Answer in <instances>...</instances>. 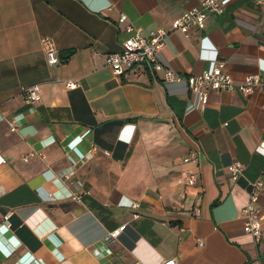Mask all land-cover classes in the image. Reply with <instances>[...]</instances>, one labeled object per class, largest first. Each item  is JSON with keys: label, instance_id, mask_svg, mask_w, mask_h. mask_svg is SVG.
Wrapping results in <instances>:
<instances>
[{"label": "crops", "instance_id": "0c3cea01", "mask_svg": "<svg viewBox=\"0 0 264 264\" xmlns=\"http://www.w3.org/2000/svg\"><path fill=\"white\" fill-rule=\"evenodd\" d=\"M197 1L0 0V222L9 214L0 264L264 263V155L254 149L264 142V86L210 89L202 108H186L196 98L183 81L103 64L127 35L119 13L145 35L170 30ZM42 36L58 52L54 67ZM202 36L203 55L215 50L233 80L264 77V5L232 0L188 37L168 31L160 62L198 73ZM31 83L40 99L26 103L21 91ZM190 151L197 161L183 162ZM233 159L243 165L237 180L225 168ZM184 171L196 182L186 184ZM257 176L254 240L238 212Z\"/></svg>", "mask_w": 264, "mask_h": 264}, {"label": "built area", "instance_id": "2783aa9c", "mask_svg": "<svg viewBox=\"0 0 264 264\" xmlns=\"http://www.w3.org/2000/svg\"><path fill=\"white\" fill-rule=\"evenodd\" d=\"M232 0H198L197 3L188 9L182 11L178 16L170 21L168 31H177L184 37L189 36L192 29H202L209 14L222 13L225 6ZM257 5H264V0H251ZM116 23L127 34L121 42V49L116 52H110L103 56V64L110 68L113 74H121L125 68H131L135 73L145 72L150 76H158L164 82L183 81L186 87L196 98L195 102L187 104L186 108H202L207 100V92L212 89L218 90H237L242 94L251 93L255 87L264 86V77L258 74H249L241 80H233L223 69V64L217 60L215 50H211L210 55L204 56V49L201 48V42L204 36L199 39L198 57L206 65L196 74L180 75L173 69L163 65L158 54L163 45L164 38L168 31L162 28L148 30L145 35L141 33L140 28L131 24L123 13L116 17ZM39 47L47 65L54 67L59 63L58 52L53 40L50 37L42 36L39 38ZM58 80V77H54ZM64 84L68 88L77 86L75 80L67 79ZM22 98L26 103H34L40 99L37 83L25 85L21 91ZM255 151L264 155V142H259ZM197 151L188 152L182 156L183 162H196ZM3 158L0 157V162ZM226 171L232 180H237L242 172L243 165L237 159L231 160L226 164ZM185 183L193 184L197 178L193 172L184 171ZM264 174V168L261 170ZM262 188V181L257 176L252 181L247 182V198L238 212L242 220L241 228L243 231L252 235L257 240L261 235L260 213L256 206L259 192ZM74 197V196H73ZM128 205L137 207V201H129ZM194 214H198V208L193 209ZM8 213L2 216L0 223L8 224ZM122 225L111 230L109 236H114ZM165 264H169L165 261ZM264 264V263H261Z\"/></svg>", "mask_w": 264, "mask_h": 264}, {"label": "water", "instance_id": "95a60500", "mask_svg": "<svg viewBox=\"0 0 264 264\" xmlns=\"http://www.w3.org/2000/svg\"><path fill=\"white\" fill-rule=\"evenodd\" d=\"M70 53V50L64 51L61 53V57L64 58L65 56H67Z\"/></svg>", "mask_w": 264, "mask_h": 264}, {"label": "trees", "instance_id": "16d2710c", "mask_svg": "<svg viewBox=\"0 0 264 264\" xmlns=\"http://www.w3.org/2000/svg\"><path fill=\"white\" fill-rule=\"evenodd\" d=\"M127 119H129V117ZM109 123H111L110 120L109 121H105L104 123H102L103 124L102 128L106 127ZM107 147H109V145H107Z\"/></svg>", "mask_w": 264, "mask_h": 264}]
</instances>
